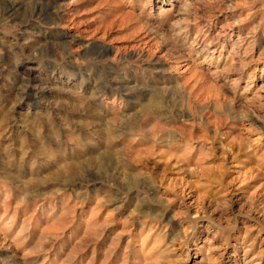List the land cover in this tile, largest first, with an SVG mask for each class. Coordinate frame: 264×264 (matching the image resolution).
Masks as SVG:
<instances>
[{"label":"rangeland","instance_id":"1","mask_svg":"<svg viewBox=\"0 0 264 264\" xmlns=\"http://www.w3.org/2000/svg\"><path fill=\"white\" fill-rule=\"evenodd\" d=\"M92 263L264 264V0H0V264Z\"/></svg>","mask_w":264,"mask_h":264},{"label":"bare ground","instance_id":"2","mask_svg":"<svg viewBox=\"0 0 264 264\" xmlns=\"http://www.w3.org/2000/svg\"><path fill=\"white\" fill-rule=\"evenodd\" d=\"M158 98V97H157ZM160 103H159V100H157V99H155L154 98V100L152 99L149 103H147L146 105H145V110H147V111H149V112H151V111H153V110H155V109H157L158 108V106H160L159 105ZM160 109V108H159ZM63 233V232H62ZM7 235V234H6ZM9 235V234H8ZM49 235H50V233H49ZM60 235V234H59ZM5 236V235H4ZM51 236V235H50ZM55 236V235H54ZM9 237V236H8ZM49 237V236H48ZM64 237V236H63ZM84 238V237H83ZM15 241H16V239H15ZM18 242V241H17ZM49 249V248H48ZM79 250V249H78ZM77 250V251H78ZM76 251V250H75ZM80 252H81V250H80ZM79 252V253H80ZM72 253H70V255H71ZM74 254H75V252H74ZM77 254V253H76ZM70 257V256H69ZM74 258H75V256H74ZM67 259H69V258H67ZM203 260V259H202ZM93 264V263H92Z\"/></svg>","mask_w":264,"mask_h":264}]
</instances>
